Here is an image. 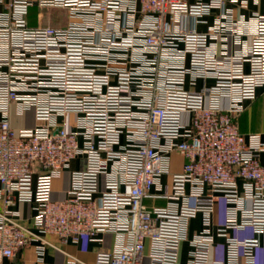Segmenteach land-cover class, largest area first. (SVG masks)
<instances>
[{
	"label": "built area",
	"instance_id": "2783aa9c",
	"mask_svg": "<svg viewBox=\"0 0 264 264\" xmlns=\"http://www.w3.org/2000/svg\"><path fill=\"white\" fill-rule=\"evenodd\" d=\"M228 1L237 0H0V199L8 206L14 195L34 209L30 226L15 210L0 212V261L33 242L42 261L57 248L48 235L67 244L111 232L114 248L93 264H179L184 241L186 264H254L264 140L236 119L264 86V13L239 20L249 39L242 51L218 57L211 39L242 24ZM41 10L62 15L43 23ZM213 10L211 28L198 30ZM27 110L34 125L14 127L11 113ZM77 158L83 167L53 197V180ZM198 215L203 227L190 236ZM246 227L253 237L229 234ZM216 237L225 240L222 259L210 257ZM62 264L88 263L70 256Z\"/></svg>",
	"mask_w": 264,
	"mask_h": 264
},
{
	"label": "crops",
	"instance_id": "0c3cea01",
	"mask_svg": "<svg viewBox=\"0 0 264 264\" xmlns=\"http://www.w3.org/2000/svg\"><path fill=\"white\" fill-rule=\"evenodd\" d=\"M225 8L231 9L233 20H236L238 24L236 29L237 34L226 35L225 39L216 41L211 39L212 42L216 43L218 57L223 56V52H239L242 51L247 42L248 36L243 32L245 30L244 23L239 21H246L252 16L253 13H264V0H246L244 5H241L240 0L238 1H228L225 2ZM36 11L37 14L39 10L36 7H32L29 10L28 20L31 25L37 23V14L33 18L31 15ZM45 10H41V13ZM218 10L210 11L208 14L204 15L203 23H199L197 28L201 31H207L211 28V25L215 21ZM53 15H43V23H50ZM54 21V20H53ZM240 31V32H239ZM245 69L248 66L245 65ZM211 83V80L208 82ZM200 82L197 87H200ZM222 103L225 105L227 99L223 98ZM10 122L14 127L26 126L31 127L34 125L33 114L31 110H27L22 116H16L14 112L11 113ZM238 128L243 133L256 132L259 133L261 139L264 140V86L257 89V96L254 100L244 102V110L239 114L236 119ZM262 160H264V155H262ZM181 158L178 155H173V162L171 166V171L178 172L181 166ZM83 167V162L81 158H77L71 162L70 168L64 170L62 175L53 180L52 195L55 198L63 197L70 186V171L73 169H79ZM168 180V176L163 175L161 179V184ZM161 190V185H156L152 189L153 192H158ZM12 203L8 206H4L2 199H0V212L9 209L19 212V220L22 224L30 226L31 216L34 214L33 204L25 201H18L12 196ZM146 203L148 205L157 204L162 205L164 201L162 199L151 200L147 199ZM224 215V203L219 200L215 206L213 221L215 225L222 223ZM202 225L201 215L192 218L189 221L188 232L191 236L192 234L198 232ZM230 235H233L239 239L253 237L255 234L251 227H246L242 230H230ZM259 239V245L254 249V264H264V231L257 234ZM101 240H90L87 237H83L77 243H61L57 236L48 235L47 239L54 243L56 247L48 246L44 252L43 259L40 261L37 258L36 244L33 242L24 248L20 249L15 257L10 260L8 258H3L0 264H10L14 261L17 264H62L69 259L70 256H74L81 261L88 264H93L95 255L100 250H111L115 246L116 238L111 232H105L99 234ZM225 240L223 237H216L215 242L212 246L210 252L211 259H222L225 257ZM189 245L187 242H182L179 251V264H186L188 258ZM244 259L240 258L239 264H244Z\"/></svg>",
	"mask_w": 264,
	"mask_h": 264
},
{
	"label": "rangeland",
	"instance_id": "374dc122",
	"mask_svg": "<svg viewBox=\"0 0 264 264\" xmlns=\"http://www.w3.org/2000/svg\"><path fill=\"white\" fill-rule=\"evenodd\" d=\"M36 14H37V12L36 11H34L33 12V14L31 15L33 18L36 16ZM54 14H61L62 15V13L61 12H58L57 10H45V12H44V14L43 15H54Z\"/></svg>",
	"mask_w": 264,
	"mask_h": 264
}]
</instances>
